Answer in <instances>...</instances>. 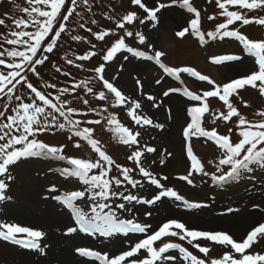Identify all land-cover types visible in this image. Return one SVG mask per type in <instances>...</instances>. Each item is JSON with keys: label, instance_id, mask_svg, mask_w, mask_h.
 <instances>
[{"label": "snow or ice", "instance_id": "snow-or-ice-1", "mask_svg": "<svg viewBox=\"0 0 264 264\" xmlns=\"http://www.w3.org/2000/svg\"><path fill=\"white\" fill-rule=\"evenodd\" d=\"M29 7H24L22 12L26 18H12L14 30L9 31L6 35H0V100L6 98L3 105V111H0V202L6 199L5 191L9 187L6 181L14 179L10 172V167L18 164L22 160L29 158H39L43 160H53L64 162L66 166L50 169L59 174L67 181L75 180L81 185L80 190H66L62 195L52 196V199L58 202L62 210L69 213V225L66 226L65 235L85 233L90 235L99 234L102 237H112L114 234H123L129 238L130 234H147L150 232L152 225L138 222L135 216L123 218L122 213H131L132 208L126 207L133 202L144 205H155L164 198H170L175 202H180L186 209H198L209 207L206 203L191 201L181 195L174 187H168L158 179L142 162L145 153L156 151L154 147L147 145L140 146L137 137L139 132H132L127 127L121 125L115 116H108L104 119L108 125L115 124L116 127L111 129L118 134L120 142L129 147L135 146V150L127 157L134 162L135 167H127L118 164L110 155H108L100 146V142L93 138L94 129L92 127H81L85 125H99L100 119L80 120L74 119L75 116H87L88 112H78L76 108L70 107L71 100L65 98L77 88H82L87 93H93V88L89 86V81H80L72 88H57L55 83L49 84L43 82L37 87L29 80L28 72H32L36 77H40L37 66L44 65L49 60L48 54L54 52L57 48L61 34L70 31L68 22L70 18L77 23L80 28L84 24H79L83 19L81 13L76 9L79 6L78 0H68L71 5L66 7V0H26ZM211 2V0H209ZM80 3L91 11L89 0H80ZM221 9L220 15L225 17V22L216 25L214 31L205 33L201 31V12L193 6L191 0H171V5L178 4L188 13L194 14L195 18L190 19V26L176 33L179 37H184L186 33L197 37L201 44L207 43V38L211 40L225 38H234L242 46V50L247 57L254 59V67L239 78L233 79L223 85L216 84L207 75L191 67L172 68L168 67L162 61L165 56L163 51H154L149 55L147 52L139 51L129 46L125 37H133L134 32L129 30L126 25L145 24L152 22L155 28L159 23V13L162 9L170 7V4L158 2L155 7H148L142 0H132L133 5L139 6L146 16L141 19L136 12H128L121 19L115 21L117 29L123 30V35L115 40L103 55V61L111 62L117 54L126 52L132 57L142 58L147 61H154L164 72L175 77L181 83V73H188L190 76L197 78L201 82H207L212 86L209 90H204L202 94H195L186 88L183 89V95L190 101L199 102L197 106L187 109L191 117L190 122L183 129V138L190 141L192 137H205L212 142L218 149L217 158L209 160L208 164L214 165L215 171L206 170L205 164L193 154L190 144L186 143V156L190 158L191 165L186 175L177 177L185 181L188 185L195 187L194 180L200 177L203 183L204 177H209L214 186L223 188L226 185L238 183L242 179H253L257 171L264 172V119L259 121H250L242 115L231 102L230 97L238 93V90L250 86L258 89L261 96H264V40H253L242 34L239 28H230V26L239 23L241 27L256 23L264 25V16H253L249 18L248 12L254 10H264V0H216ZM229 6H237L239 9H246L248 12L238 10H229ZM112 19V17H107ZM209 20H215V16H209ZM96 24V20L91 21ZM0 25H5V20L0 19ZM93 36L99 41L105 37L114 35L112 30L93 32L92 28H87ZM135 38L140 45L148 43L149 38L140 31L135 32ZM74 41H80L83 38L79 35L71 37ZM7 45L8 47H5ZM95 48V45L92 46ZM95 53L77 57L79 61L89 60ZM67 64L72 65L75 62L67 59ZM124 60H129V56L124 55ZM216 64L224 62L243 63L244 57L241 55H224L213 58ZM80 68L81 64L75 65ZM57 72L61 70L56 69ZM105 65L102 63L94 69L97 77L102 81V86L109 93L114 94V103L123 105L129 104L128 115L136 125L141 127L153 126L162 129L163 124H154L153 119L147 115L138 114L137 110L141 109V103L134 99L126 97L114 83L104 76ZM64 76H69V72H63ZM157 84L161 81L157 80ZM137 84L140 81L137 80ZM26 87L28 90L27 97L17 94L18 88ZM42 89H55L57 94L53 97L49 92ZM179 88H169L163 93L165 97L170 93L180 92ZM216 97L226 108V112H210L208 98ZM98 99L104 101L107 99L105 91H99ZM13 100L17 103L9 106ZM27 100V102H26ZM148 101H153L154 107H161L160 103H155L156 97L147 96ZM84 105L89 104L88 99H83ZM247 106V105H245ZM91 112H97L95 108L89 109ZM107 111V109H105ZM171 115V109H168ZM205 114H210L212 123L217 120L224 122L232 121L233 117L237 118L236 127L239 129L240 137L238 142H233L229 135L218 134L213 128L207 130L203 126ZM258 116L264 117V111H259ZM62 119V122H61ZM55 131H66L69 133L67 139L79 138L74 141V148H81V141L87 144L96 154V159L74 158L65 155L67 145L61 144L53 146L39 139L43 133H53ZM231 131V129H229ZM170 156L171 153H168ZM163 163V161H161ZM115 169L118 175H111ZM98 170V171H96ZM139 171L143 181L133 177L135 171ZM167 181L168 176H163ZM154 186L157 192L151 198H141L131 191L125 194L120 191L121 187L127 190L130 185L132 189H143L145 183ZM59 189L53 185L49 192L57 193ZM210 199H213L210 197ZM116 201H123L115 203ZM113 204L115 206L113 207ZM258 207V205H257ZM232 211V209H229ZM63 214V211L62 213ZM151 215V212L146 213ZM46 236L42 230H36L28 226H21L17 223H0V240L10 242L13 245L21 246L24 249L36 250L43 254L45 248L41 245V240ZM164 237H178L180 241H187L205 258H200L188 248L179 243L164 242L162 246H156L157 241ZM264 239V223L254 227L242 242H237L232 235L221 230H199L189 228L185 222L179 219H168L158 230L146 235L139 240H128L129 247L119 253L111 256L108 253L91 250L88 247L79 246L75 251L82 257L92 258L99 264H159L161 260L174 262L181 260V264H264V254L260 252H248L259 240ZM203 242H211L221 246L225 251L220 258H211L208 256L211 248ZM170 250H178V255L168 254ZM167 254V255H166ZM236 254H239L237 257Z\"/></svg>", "mask_w": 264, "mask_h": 264}, {"label": "rangeland", "instance_id": "rangeland-1", "mask_svg": "<svg viewBox=\"0 0 264 264\" xmlns=\"http://www.w3.org/2000/svg\"><path fill=\"white\" fill-rule=\"evenodd\" d=\"M148 7L157 6L158 2L171 5V0H142ZM223 2V0H222ZM194 7L201 12V31L207 33L214 31L217 24L225 22V17L221 16L216 0H191ZM77 12L81 13L83 19L79 20V24H84V28H80L70 18L68 28L61 34L57 48L53 53L48 54L49 60L44 65L37 66L40 77H36L32 72L27 73L29 80L37 87L43 82L49 84L55 83L57 88L72 86L80 81H89V86L93 88V93H87L85 89L77 88L74 92L66 94L67 99L71 100L70 107H74L78 112H88L87 116L77 115L74 119L89 120L100 119L99 125H85L81 127H92L94 129L93 138L100 142L102 150L110 155L118 164L127 167H135L133 161L127 157L135 150V146L129 147L120 142L118 134L110 130L116 127L115 124L108 125L104 119L108 116H115L116 120L127 127L132 132H139L137 137L140 146L147 145L156 149L153 153H145L142 162L145 167L153 172L161 182L168 187H174L185 198L209 205L207 208L186 209L180 202H175L170 198H164L163 201L157 202L155 205H144L133 202L127 204L126 207L132 208L131 213H122L123 218L135 216L138 222L148 223L152 228L147 234H130L131 237L139 236V239L158 230V228L168 219H179L186 223L189 228L199 230H221L233 236L237 242H242L247 234L260 223H264V172L257 171L253 179H242L238 183L226 185L223 188L214 186L209 177H200L194 180L195 187L188 185L185 181L179 180L177 177L186 175L191 161L186 156V143L190 144L193 154L198 157L206 166V170L214 172V165L208 164L209 160L217 158V147L205 137H192L190 141L183 138V129L190 122L191 117L187 113V109L197 106L199 102L190 101L183 95V89H187L195 94H202L204 90H209L212 86L207 82H201L197 78L190 76L188 73H181V83L175 77L167 75L163 69L156 65L154 61H147L142 58L132 57L130 53L122 52L117 54L116 58L111 62L103 61V55L107 49L123 35V30L117 29L115 21L121 19L128 12H136L138 17L143 19L146 13L137 5L132 4V0H89L91 11L88 10L78 0ZM24 7H29L26 0H0V19L5 20V25H0V35H6L9 31L14 30L12 26V18H26L22 12ZM68 6V8H70ZM229 10H238L248 12L246 9H239L237 6H229ZM159 17L158 25L153 28L152 22L145 24H136L126 27L134 32L133 37H125V41L129 46L139 51L147 52L149 55L154 51H163L165 56L162 57L163 63L172 68L191 67L207 75L216 84L223 85L233 79L239 78L254 67V59L247 57L242 50V46L234 38H225L223 40H211L207 38V43L201 44L199 39L191 34L186 33L184 37L176 35L178 31L190 26V19L195 18L194 14L188 13L186 9L181 8L178 4L171 5L166 9H162L157 13ZM112 17L108 19L107 17ZM209 16H215V20H209ZM249 18L253 16H264V10H254L248 12ZM96 20V24L91 21ZM91 27L93 32L112 30L114 35L105 37L103 41H99L87 31ZM230 28H239L241 33L253 40H264V25L251 23L241 27L239 23L230 26ZM143 32L148 38V43L140 45L135 38V32ZM73 35H79L83 39L74 41L71 39ZM2 42V41H0ZM95 45V48L92 46ZM5 47H8L5 45ZM95 53L89 60L79 61L78 56ZM241 55L244 57L243 63L224 62L221 64L212 63L210 57H220L224 55ZM124 55L129 56V60H124ZM72 59L75 63L67 64L66 60ZM105 65L104 76L109 79L115 86L129 99L137 100L141 103V109L137 110L138 114L147 115L153 119L154 124H163L162 129L153 126L141 127L136 125L132 118L128 115L129 104L123 105L114 103V94L109 93L102 86V81L94 72L96 67L101 64ZM81 64L80 68L75 65ZM238 64L235 69H231L232 65ZM59 68L61 71L57 72ZM63 72H69V76H64ZM137 80L140 84H137ZM161 83L157 84L156 81ZM17 94L27 97L28 90L26 87L17 86ZM169 88H179L180 92L170 93L165 97L163 93ZM49 92L53 97L57 94L55 89H42ZM99 91H105L107 99L101 101L98 99ZM156 97L155 103H160L161 107L152 106L153 101H148L147 96ZM83 99H88L89 104L84 105ZM231 102L238 111L250 121H259L264 119L257 115L259 111H264V96H261L258 89L246 86L244 89L238 90V93L230 97ZM6 98L0 100V111H3V105ZM27 102V100H26ZM17 102L13 100L9 106L14 107ZM210 112H226V108L218 98H208ZM247 105V106H245ZM95 108L101 115L91 112L89 109ZM107 109V111H105ZM168 109H171L169 115ZM237 118L233 117L232 121L224 122L217 120L212 123L210 114H205L203 126L207 130H215L218 134L229 135L233 142H238L239 129L236 127ZM62 122V119H61ZM231 129V131H229ZM69 133L66 131H55L53 133H43L39 139L53 146L61 144L67 145L65 155L74 158L96 159V154L91 148L81 141V148H74L73 143L79 138L68 140ZM168 153H171L169 156ZM163 161V163H161ZM66 166L64 162L53 160H43L39 158H29L22 160L18 164L10 167V172L14 177L11 181H6L9 187L5 191L6 199L0 202V223H17L21 226H28L36 230H42L46 236L41 240L42 247L45 248L43 254L36 250L24 249L21 246L13 245L10 242L0 240V264H72L73 262H81V258L75 249L79 246L88 247L91 250L103 253L105 248L96 247L90 244V241L77 243L71 240L78 234L71 236L65 235L66 226L70 221L61 222L62 211L67 214V210H62L58 202L52 199V196L62 195L66 190H80L75 180L67 181L58 173L50 171L57 167ZM98 171V170H96ZM111 175H118L115 169ZM168 176L167 181L163 180V176ZM133 177L143 181V177L139 171L133 173ZM145 188L132 189L130 185L127 190L121 187L120 191H131L141 198H151L157 190L154 186L147 185L144 181ZM55 185L59 191L57 193L49 192V189ZM213 198V199H210ZM123 201H116L120 203ZM258 205V207H257ZM115 204H113V207ZM232 209V211H229ZM151 212V215L146 213ZM170 212V213H169ZM169 213V214H168ZM238 217H244L246 222H242L240 233H234L229 227H226L223 221H213L215 218H226L227 221H233ZM57 218V221H55ZM66 222V223H65ZM83 238L92 239H125V245L117 252L108 253L110 256L119 253L129 247L128 238L123 234H114L112 237H102L99 234L90 235L79 233ZM95 240V239H93ZM164 242L179 243L188 248L200 258H205L203 254L194 249L187 241H180L178 237H164L161 241L156 242V246H162ZM211 248L208 256L211 258H220L225 251L221 246L211 242H203ZM6 243V244H5ZM260 252L264 254V239L259 240L256 244L246 250L248 252ZM170 255H178V250H170ZM167 255V254H166ZM239 257V254H236ZM94 260V259H92ZM93 262V261H92ZM98 262V261H97ZM99 264V262L97 263ZM159 264H181V260L174 262L161 260ZM187 264V262H184Z\"/></svg>", "mask_w": 264, "mask_h": 264}, {"label": "bare ground", "instance_id": "bare-ground-1", "mask_svg": "<svg viewBox=\"0 0 264 264\" xmlns=\"http://www.w3.org/2000/svg\"><path fill=\"white\" fill-rule=\"evenodd\" d=\"M238 66H239L238 64L232 65L231 69H235ZM61 216H62V214H61ZM60 220H61V222H64V221L68 222L69 221V217H68L67 214L63 213V216L60 218ZM55 221H57V218H55ZM213 221H216V223L220 222V221H223L224 224L226 225V227H229L232 231H234V233H237V234L240 233L239 231L241 230L242 225H243L242 222L243 221L246 222L244 217H238V218H236L233 221H227L226 218H215ZM138 238H139V236L137 235V236H133V237L130 236L128 239L135 241ZM93 239H95V240H93ZM71 240L73 242H77V243L87 242V241L91 240L90 241L91 245L96 246V247L105 248L106 251H104V252H108V253L117 252V251H119L121 249V247L123 245L126 244V242L122 241V240H125V239L115 238V239H100L99 240V239L95 238V236H93L92 239H90V238H85L84 239L81 234H78L75 237H71ZM97 263L98 262L95 261V260H92V258H85V259L81 258V262L75 261L72 264H97Z\"/></svg>", "mask_w": 264, "mask_h": 264}]
</instances>
